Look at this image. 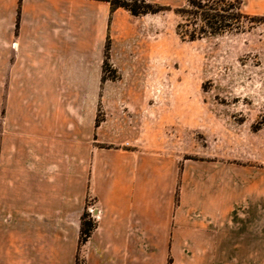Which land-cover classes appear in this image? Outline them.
Here are the masks:
<instances>
[{
	"label": "crops",
	"instance_id": "0c3cea01",
	"mask_svg": "<svg viewBox=\"0 0 264 264\" xmlns=\"http://www.w3.org/2000/svg\"><path fill=\"white\" fill-rule=\"evenodd\" d=\"M147 15L102 0H0V77L17 89H99L107 39L134 44ZM25 115L15 141L0 143V254L70 237L74 264L89 196L98 218L86 264H264V164L121 145L73 144L66 157L64 120Z\"/></svg>",
	"mask_w": 264,
	"mask_h": 264
},
{
	"label": "rangeland",
	"instance_id": "374dc122",
	"mask_svg": "<svg viewBox=\"0 0 264 264\" xmlns=\"http://www.w3.org/2000/svg\"><path fill=\"white\" fill-rule=\"evenodd\" d=\"M185 4L137 20L134 44L109 43V68L99 89H17L15 79L1 76L0 143H13L17 121L34 112L64 120L66 157L74 145H121L179 160L263 165L264 0L242 1L241 29L233 20L232 30L192 41L175 31L181 18L173 9ZM25 103L36 109H21ZM94 208L87 196V219L96 221ZM31 238L38 252L0 254V263L68 264L73 238L54 237L53 244ZM76 252L78 264H86L82 244Z\"/></svg>",
	"mask_w": 264,
	"mask_h": 264
},
{
	"label": "trees",
	"instance_id": "16d2710c",
	"mask_svg": "<svg viewBox=\"0 0 264 264\" xmlns=\"http://www.w3.org/2000/svg\"><path fill=\"white\" fill-rule=\"evenodd\" d=\"M110 4L112 10L123 8L134 16L154 14L165 10H171L168 5L151 3L147 0H102ZM243 0H235L234 3H225V0H186L183 7L173 9L179 15L181 21L176 25V34L181 39L195 40L205 36L218 35L233 29V20L237 22V29H241L242 19L246 17L240 10ZM234 8L235 13L230 14L229 10ZM109 38L106 41L104 59L102 63V81L106 79L105 72L108 64ZM89 214L84 210L80 218L79 245L83 244L90 236L96 222L87 219ZM79 253L75 256V263L78 264Z\"/></svg>",
	"mask_w": 264,
	"mask_h": 264
},
{
	"label": "built area",
	"instance_id": "2783aa9c",
	"mask_svg": "<svg viewBox=\"0 0 264 264\" xmlns=\"http://www.w3.org/2000/svg\"><path fill=\"white\" fill-rule=\"evenodd\" d=\"M90 212H92L93 216L97 219L98 218V214L97 212L95 211V208L94 210L93 209H90Z\"/></svg>",
	"mask_w": 264,
	"mask_h": 264
}]
</instances>
